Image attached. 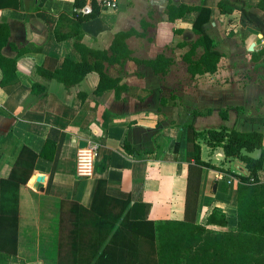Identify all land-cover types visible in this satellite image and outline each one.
<instances>
[{"label": "crops", "instance_id": "obj_1", "mask_svg": "<svg viewBox=\"0 0 264 264\" xmlns=\"http://www.w3.org/2000/svg\"><path fill=\"white\" fill-rule=\"evenodd\" d=\"M74 1L0 0V23L9 30L0 55L16 62L6 84L0 66V180L10 176L24 146L40 154L47 140L55 144L53 158L39 156L33 170L46 176L44 191L29 181L20 188L17 252L0 251V264H128L131 253L139 257L130 247L145 251L143 237L122 220L112 230L99 228L88 212L99 178L107 179L110 196L130 198L131 220L182 221L187 199L197 192L196 223L236 231L237 176L250 171L209 131L227 127L264 137V31L241 10L250 7L264 24L262 0H116L117 8L102 6L96 16ZM93 1L104 0L85 6ZM220 3L239 9L223 13ZM173 6L190 10L172 20ZM197 28L221 53L212 74L192 76L184 59L201 36ZM119 33H128L130 56L103 63L113 87L97 92V71L71 86L48 77L67 58L82 62L77 43L112 55ZM204 49L199 46L193 59ZM160 56L169 64L157 73L148 61ZM190 126L199 133L204 165L191 156ZM88 140L98 141L100 150L95 175L83 178L76 174L77 153ZM262 152L264 139L249 155ZM258 175L264 182V163ZM214 208L226 214L227 226L207 223Z\"/></svg>", "mask_w": 264, "mask_h": 264}, {"label": "trees", "instance_id": "obj_2", "mask_svg": "<svg viewBox=\"0 0 264 264\" xmlns=\"http://www.w3.org/2000/svg\"><path fill=\"white\" fill-rule=\"evenodd\" d=\"M103 2L93 1L90 16H96L100 12ZM85 5L86 0L74 1L76 9ZM260 5L264 8V0L261 1ZM219 6L223 13H232L239 9V7L231 4L220 3ZM189 10L188 7L173 6L170 8V18L174 20L176 16H183ZM241 10L251 21L255 20L254 22L261 26L264 31V24L250 13V7L242 6ZM75 14L79 19L86 18L81 12H75ZM203 22L204 19H200L196 27L201 26ZM197 31L200 35L202 34L200 29L197 28ZM8 36V26L5 23H0V50L7 44ZM127 36L128 33L116 35L111 48L112 55H109L108 51L92 50L77 43V47L83 56L82 62L76 63L67 58L60 69L45 73L49 75L48 77L71 86L80 83L89 72L97 71L100 74L97 92H103L113 87V84L110 86L109 83L116 85L115 80L111 79L105 71L103 63L119 62L130 56V51L125 43ZM201 45L205 48L204 52L194 60L193 56L196 54V49ZM212 45L215 47L211 38L201 35L185 55L184 59L189 64L188 71L192 76L216 72L221 53L215 48L212 49ZM91 58H94V63L91 62ZM148 63L153 66L155 72L162 73L165 72L169 61L160 56L157 60L148 61ZM0 66L5 69L3 84H6L9 74L14 72L16 68V62L7 60L0 55ZM36 86L33 85V88ZM33 90L38 92L36 89ZM43 92L45 93L44 90ZM209 133L216 144L224 148L227 156H239L250 171L248 176H237L239 178L237 230L216 231L203 224H197V192H195L194 197L189 196L187 199L186 216L182 221L131 220L128 209L131 202L130 198L123 199L110 196L107 192V179L99 178L92 208L88 210L94 216L93 218L98 220V227L102 228L109 225L112 230L116 223L122 220V225L127 227L132 234L141 236L146 240L145 251H142V248L136 243L131 245V251H139V257L138 253H131L126 261L128 264H264V182L260 181L258 175V171L264 163V152L257 158L249 155L250 152L263 148V134L257 131L241 132L227 127L213 129ZM198 135L199 133L190 126L191 156L198 164L204 165L200 158V145L195 143ZM54 145L51 140H47L40 154L24 146L10 176L0 180V251L7 255L17 252L20 188L23 184H27L31 178L35 162L39 156L53 158ZM198 188L199 177L196 185L197 191ZM192 197L194 200L190 201ZM63 204L66 202L63 201ZM207 223L227 226L228 221L226 214L221 209L214 208L208 216ZM120 231H122L121 227L117 232ZM111 247L110 245L107 250L103 251L105 256H109ZM74 249L76 250L75 247Z\"/></svg>", "mask_w": 264, "mask_h": 264}, {"label": "built area", "instance_id": "obj_3", "mask_svg": "<svg viewBox=\"0 0 264 264\" xmlns=\"http://www.w3.org/2000/svg\"><path fill=\"white\" fill-rule=\"evenodd\" d=\"M116 0H104V8H117ZM83 13L92 12V7L85 6L81 8ZM86 146L81 147L77 153L76 174L79 177L89 178L95 175L96 159L100 150V143L94 140H88Z\"/></svg>", "mask_w": 264, "mask_h": 264}, {"label": "water", "instance_id": "obj_4", "mask_svg": "<svg viewBox=\"0 0 264 264\" xmlns=\"http://www.w3.org/2000/svg\"><path fill=\"white\" fill-rule=\"evenodd\" d=\"M86 142H82L81 143V147L86 146ZM45 180H46V176L45 175H37V174H33L31 176V178L29 179V185L33 186L35 189H37L38 191H44L45 189Z\"/></svg>", "mask_w": 264, "mask_h": 264}]
</instances>
